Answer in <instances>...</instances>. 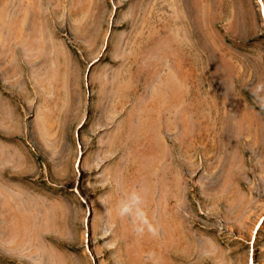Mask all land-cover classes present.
Instances as JSON below:
<instances>
[{
    "label": "rangeland",
    "instance_id": "374dc122",
    "mask_svg": "<svg viewBox=\"0 0 264 264\" xmlns=\"http://www.w3.org/2000/svg\"><path fill=\"white\" fill-rule=\"evenodd\" d=\"M259 82L264 0H0V264H264Z\"/></svg>",
    "mask_w": 264,
    "mask_h": 264
},
{
    "label": "clouds",
    "instance_id": "9594fccd",
    "mask_svg": "<svg viewBox=\"0 0 264 264\" xmlns=\"http://www.w3.org/2000/svg\"><path fill=\"white\" fill-rule=\"evenodd\" d=\"M252 95L257 105L264 108V82L256 84L252 90ZM144 195L134 193L127 200H119L116 205V214L120 218H129L132 221L134 231L138 236H143L145 232L155 237L158 235V227L149 219L144 209Z\"/></svg>",
    "mask_w": 264,
    "mask_h": 264
},
{
    "label": "crops",
    "instance_id": "0c3cea01",
    "mask_svg": "<svg viewBox=\"0 0 264 264\" xmlns=\"http://www.w3.org/2000/svg\"><path fill=\"white\" fill-rule=\"evenodd\" d=\"M146 95H148V93ZM138 97H139L138 105H137V107H135V110L133 112V113H135L133 115L134 116L133 118H134V120H137V122L135 123V126L133 128V140H131V147H130V149L132 148L130 152L132 153V151H133V152H135L137 154H139L138 153V150H140L142 148V145L146 141L145 140L146 135L148 137L150 136V129H151L150 128V126H151V124H150V118H149L150 112H149V110H147V108L150 105V97H145L144 98L143 95H142V92L139 94ZM121 123H123V120H121V119H117L115 121L116 133H117V131H118L119 126L121 125ZM100 125H101V123H100ZM136 129H137V135L135 134ZM102 143L104 144V142L102 140H100L99 144L102 145ZM50 144H51V142H50ZM45 148H46V146H45ZM114 151H116V150L113 149V150H106L105 151V149H102V148L99 149L98 148L97 150H95L93 152L94 153V156H95L96 163L99 162V160L101 158L106 157L107 155L110 156L112 153H116ZM107 152L109 154H107ZM117 152H120V150L118 151V149H117ZM127 152L128 151L125 150V153H127ZM150 152H152L150 146L149 145L148 146H144L143 153H147V154L150 155ZM116 155L118 156V153H116ZM132 156H133V158H136L133 155V153H132ZM80 158H83L82 155L80 156Z\"/></svg>",
    "mask_w": 264,
    "mask_h": 264
}]
</instances>
